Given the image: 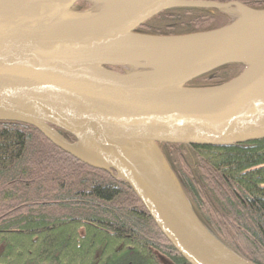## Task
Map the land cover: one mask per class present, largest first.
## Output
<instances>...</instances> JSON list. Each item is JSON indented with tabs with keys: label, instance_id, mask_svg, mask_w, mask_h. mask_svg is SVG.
I'll use <instances>...</instances> for the list:
<instances>
[{
	"label": "water",
	"instance_id": "obj_1",
	"mask_svg": "<svg viewBox=\"0 0 264 264\" xmlns=\"http://www.w3.org/2000/svg\"><path fill=\"white\" fill-rule=\"evenodd\" d=\"M79 1L0 0V121L33 126L73 158L126 183L187 264H251L203 227L158 144L264 139V10L237 2L89 0L98 9L79 14L72 11ZM175 8L238 17L189 35L135 32ZM232 64L245 69L229 82L186 87Z\"/></svg>",
	"mask_w": 264,
	"mask_h": 264
},
{
	"label": "trees",
	"instance_id": "obj_2",
	"mask_svg": "<svg viewBox=\"0 0 264 264\" xmlns=\"http://www.w3.org/2000/svg\"><path fill=\"white\" fill-rule=\"evenodd\" d=\"M185 1L237 2L264 10V0ZM96 10L89 0L72 8L79 14ZM237 17L233 11L175 8L135 32L189 35L225 27ZM244 69L226 65L186 87L218 86ZM158 148L211 236L242 260L264 264V139L225 147ZM161 259L187 264L126 183L73 158L33 126L0 121V264H164Z\"/></svg>",
	"mask_w": 264,
	"mask_h": 264
},
{
	"label": "rangeland",
	"instance_id": "obj_3",
	"mask_svg": "<svg viewBox=\"0 0 264 264\" xmlns=\"http://www.w3.org/2000/svg\"><path fill=\"white\" fill-rule=\"evenodd\" d=\"M98 9V8H97ZM234 14H236L235 12H234ZM162 260V262L164 263V264H168L167 262H165V259L163 260V259H161Z\"/></svg>",
	"mask_w": 264,
	"mask_h": 264
}]
</instances>
